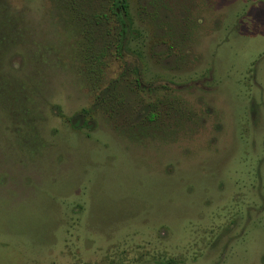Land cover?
<instances>
[{"label": "rangeland", "instance_id": "rangeland-1", "mask_svg": "<svg viewBox=\"0 0 264 264\" xmlns=\"http://www.w3.org/2000/svg\"><path fill=\"white\" fill-rule=\"evenodd\" d=\"M129 2L0 0V264H264V0Z\"/></svg>", "mask_w": 264, "mask_h": 264}, {"label": "trees", "instance_id": "trees-1", "mask_svg": "<svg viewBox=\"0 0 264 264\" xmlns=\"http://www.w3.org/2000/svg\"><path fill=\"white\" fill-rule=\"evenodd\" d=\"M63 9L69 13L71 21L75 23L82 22L86 25V30L91 38L94 35L93 25H102L114 22L116 25L117 49L122 51L127 44V38L131 30L130 2L129 0H60ZM100 2L101 6L95 11H88L95 2ZM111 32L107 31V35ZM87 50L90 52L88 59L96 62L100 59V54L95 52L93 39L90 40ZM106 49V47H105ZM73 122V121H72ZM82 123H75V127H80ZM163 264H174L173 262H164Z\"/></svg>", "mask_w": 264, "mask_h": 264}]
</instances>
